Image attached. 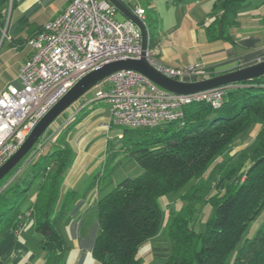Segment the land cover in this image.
<instances>
[{
    "label": "trees",
    "instance_id": "16d2710c",
    "mask_svg": "<svg viewBox=\"0 0 264 264\" xmlns=\"http://www.w3.org/2000/svg\"><path fill=\"white\" fill-rule=\"evenodd\" d=\"M248 1L218 0L216 6L223 11L219 20L222 32L235 24ZM9 2L0 0V25L5 23L2 11ZM146 19L149 27L156 24L154 17ZM220 37L231 40L229 35ZM184 113L183 124L124 128L122 144H111L100 181L101 196L95 203L101 233L93 254L103 264H142L141 246L163 229L172 248L161 264H264V229L254 235L247 233L264 209L263 77L235 84L221 107L199 102L187 106ZM79 121L80 117L73 118L39 155L29 154L14 170V177L7 183L6 177L0 185V239L7 230L18 232L27 222H34L48 257L45 264H53L65 251L58 224L77 200L75 192L61 197L74 159L67 134ZM254 125L259 130L252 142L230 157L234 145ZM123 155L136 161L143 173L115 182L116 164L111 167L110 161ZM207 173L209 181L201 182ZM35 184L36 199L27 207ZM177 195L182 207L176 210L170 203L164 222L160 200ZM205 204L214 213L206 231L198 233L199 207Z\"/></svg>",
    "mask_w": 264,
    "mask_h": 264
},
{
    "label": "crops",
    "instance_id": "0c3cea01",
    "mask_svg": "<svg viewBox=\"0 0 264 264\" xmlns=\"http://www.w3.org/2000/svg\"><path fill=\"white\" fill-rule=\"evenodd\" d=\"M57 1L10 0L2 11L5 23L0 25V96L9 86H20V69L32 55L29 39L61 14L71 0ZM122 1L128 7L140 5L146 10V18L154 17V26L144 23L150 34L149 49L154 59L172 67L198 68V75L185 79L186 82L214 78L264 61V0H249L238 12L235 24L224 32L219 25L223 11L216 6L218 0ZM223 34L224 37L229 35L231 40L218 38ZM93 104L92 99L82 98L77 102V111L69 109L67 116L63 114L46 133L53 139L73 118L80 117L78 128L87 126L89 121L97 122L84 130L74 145L68 140L74 159L65 175L61 197L64 199L68 193L75 192L77 200L59 221L65 251L54 258L53 264H103L93 254L101 233L95 203L101 196L100 181L105 176L107 156L114 139L108 138L113 134L108 104L104 102L105 107L101 108ZM89 117L92 120H87ZM258 130L259 126L254 134ZM122 135L117 134L118 138ZM37 193L36 189L27 207L35 201ZM41 240L32 221L18 232L7 230L0 239V264L47 263ZM144 247L149 253L141 256ZM171 248V241L163 229L141 246L138 255L142 264H161L169 258Z\"/></svg>",
    "mask_w": 264,
    "mask_h": 264
},
{
    "label": "built area",
    "instance_id": "2783aa9c",
    "mask_svg": "<svg viewBox=\"0 0 264 264\" xmlns=\"http://www.w3.org/2000/svg\"><path fill=\"white\" fill-rule=\"evenodd\" d=\"M129 8L145 23L143 7ZM117 13V8L108 0H71L61 14L29 39L32 55L20 69V86H9L0 96V168L83 77L112 62L141 59V30L130 19L119 21ZM146 58L168 78L185 81L198 75L195 66L177 68L158 62L149 47ZM234 86L176 95L159 88L140 73L120 71L96 86L98 91L92 102L100 100L108 104L110 127L155 128L172 122L183 124L184 109L194 103L207 102L215 108L221 107ZM46 133L30 157L39 155L49 144L51 136Z\"/></svg>",
    "mask_w": 264,
    "mask_h": 264
},
{
    "label": "water",
    "instance_id": "95a60500",
    "mask_svg": "<svg viewBox=\"0 0 264 264\" xmlns=\"http://www.w3.org/2000/svg\"><path fill=\"white\" fill-rule=\"evenodd\" d=\"M126 18L133 21L143 36V54L139 60H121L106 64L83 77L38 123L20 149L0 168V183L26 159L42 136L84 95L107 77L120 71H135L142 74L159 88L176 95H194L217 88L240 84L264 77V61L228 74L196 82L178 81L157 71L147 60L150 34L147 26L135 16L122 0H108Z\"/></svg>",
    "mask_w": 264,
    "mask_h": 264
},
{
    "label": "rangeland",
    "instance_id": "374dc122",
    "mask_svg": "<svg viewBox=\"0 0 264 264\" xmlns=\"http://www.w3.org/2000/svg\"><path fill=\"white\" fill-rule=\"evenodd\" d=\"M63 1L64 0H58L57 2L61 3ZM116 18L119 21H123L125 19V16L122 15L121 13H117ZM263 79H264V77H263ZM97 91H98V88L94 87L89 92H87L84 95L83 98L89 99V100L93 99V98H96ZM76 105H77V103H75L70 109H73V110L77 111L78 107ZM93 105L99 106V108L105 107L104 101H100V100L94 101ZM64 114H66L65 116H67V112L64 113ZM60 118H58V119H60ZM58 119L56 121H58ZM88 119L92 120V117L91 118L90 117L87 118V120ZM94 120H95V118H94ZM96 120H98V119L96 118ZM89 122H91V123H88V125L85 126V127L78 128V127L75 126L74 130L67 134L68 135V140H70V144L74 145L75 142L79 139V136L81 135V133L84 132V130H86L88 127H90L91 124L93 125V124L97 123V122H94V121H89ZM62 125L63 124H61V126ZM256 128H257V126L254 125L252 130H251V132L249 133V135L246 138L239 140L234 145V149L231 152L230 157L235 156L236 153H238L239 151L243 150L249 143L252 142V140L256 136V134H254ZM59 129H61V128H59ZM123 129H124L123 127H118V126H113L112 127V133L113 134H111V135L109 134L108 138L110 139V141H111V138L114 139L113 140V144L114 145H119L120 146L122 144L123 140L121 138H118L117 134L119 132L123 133ZM105 134L103 136H105ZM110 165H111V167L115 165L114 168H113V175H114L113 177H114L115 180H122V179L129 178V177H137V176H139L140 174L143 173L142 168L136 163V161L130 160L129 158H126V156H124V155L120 156L118 158L112 159V161H110ZM246 171H245V173L243 175H241V179L242 180H244L246 178ZM13 174H14V171H12L7 176V178L5 179L6 183L9 182L14 177ZM208 174L209 173L206 174V176L203 178V180H201V182L204 181L206 183V182L209 181ZM5 180H3V181H5ZM3 181L0 183V185L3 184ZM193 183H194V181L191 183V185ZM36 189H37V185L35 184V185H33V187L31 188V190L29 192L28 196H30V198L36 192ZM182 202L183 201L181 200L180 195H177V196H175V197H173L171 199L163 198V199L160 200V204H161L162 209H163V218H164L163 220H164V222L167 220L168 215H169V211L171 209L170 208V203L172 204V207L174 206V208H176V210H180L181 207H182V204H183ZM199 208H200L201 212H200V215H199V219L197 220V222L195 224V230L198 233H201V232H205L206 231L207 223L210 220V218L212 217V215L214 213V209L209 204H205V205H203V206H201ZM259 229H264V209L258 215V217L250 224V226H249V228L247 230V233L249 235H254V234H256V232ZM147 253H149L147 247H144L143 249H141V256L146 255Z\"/></svg>",
    "mask_w": 264,
    "mask_h": 264
}]
</instances>
